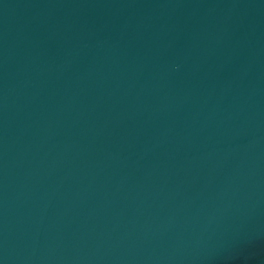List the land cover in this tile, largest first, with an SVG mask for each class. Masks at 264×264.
<instances>
[{"label":"water","instance_id":"obj_1","mask_svg":"<svg viewBox=\"0 0 264 264\" xmlns=\"http://www.w3.org/2000/svg\"><path fill=\"white\" fill-rule=\"evenodd\" d=\"M0 264H264V0H0Z\"/></svg>","mask_w":264,"mask_h":264}]
</instances>
